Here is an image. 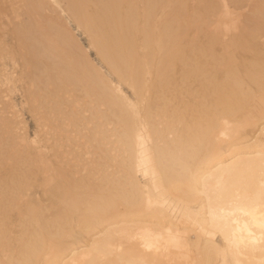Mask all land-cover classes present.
Masks as SVG:
<instances>
[{
    "label": "bare ground",
    "instance_id": "6f19581e",
    "mask_svg": "<svg viewBox=\"0 0 264 264\" xmlns=\"http://www.w3.org/2000/svg\"><path fill=\"white\" fill-rule=\"evenodd\" d=\"M0 264H264V0H0Z\"/></svg>",
    "mask_w": 264,
    "mask_h": 264
},
{
    "label": "rangeland",
    "instance_id": "374dc122",
    "mask_svg": "<svg viewBox=\"0 0 264 264\" xmlns=\"http://www.w3.org/2000/svg\"><path fill=\"white\" fill-rule=\"evenodd\" d=\"M73 32H74L75 36L77 37L76 40H77V42H79L78 44H80V47L82 48V50H83V51H86V50H87L88 53L90 54V55L88 56V59L90 60V62H91L93 65H96V64H97V65H96V68L101 69L100 64L98 63V60L96 59L94 53H93L92 51H89V50H88L87 42H86L84 36H82L80 32L77 33V31H75V30H73ZM87 51H86V52H87ZM97 66H98V67H97ZM102 71H103V70H102ZM14 101H15L16 104H19V95H18V93L14 94ZM24 116H25L24 118H25V120H26V122H27V123H26V130H27V133H28L29 135H32L33 132H34V128H35L34 123H33L32 120H30V117H29V115H28L27 113H24Z\"/></svg>",
    "mask_w": 264,
    "mask_h": 264
}]
</instances>
